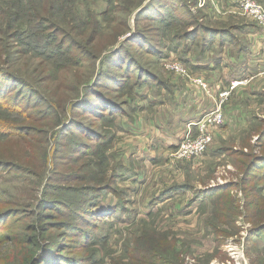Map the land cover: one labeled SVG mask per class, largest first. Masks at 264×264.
<instances>
[{"label":"rangeland","instance_id":"obj_1","mask_svg":"<svg viewBox=\"0 0 264 264\" xmlns=\"http://www.w3.org/2000/svg\"><path fill=\"white\" fill-rule=\"evenodd\" d=\"M256 1L264 8L263 0ZM238 2L31 0L28 6L21 0H0V68L18 81L7 89L3 101L8 103L14 97L20 106L16 110L0 107V121L4 122L0 123V196L11 202L5 207L17 209L18 213V202L39 203L45 189L47 197L56 199L61 192L56 187L62 185L80 187L79 192H86L88 198L86 207H95L96 211L118 205L116 216L94 218L85 214L90 222H81L80 227L86 239L72 238L83 241L82 247L60 229H15V219H5L0 222V237L9 238L0 244V264H19L25 242L37 230L65 236V251L78 255L87 264H135L136 258L147 253H140V249L148 247L151 240L173 249L170 259L175 264H264V231L255 232L261 223L250 216L253 205L244 206L251 199L264 197V169L256 171V178L245 174L253 156L264 153V146L258 143L264 130V44L259 37H250L257 30L264 33V29L238 9ZM164 3L168 7L160 17L156 7ZM148 7L154 9L148 11ZM190 19L242 36L239 44L244 45L243 63L255 67L252 80L247 78L251 80L248 84L245 80L234 88L231 83L218 93L213 109L220 105L224 124L211 128L212 142L202 154L178 158L176 143L150 142L144 151V142L133 140L141 139L148 131L144 128L142 133L139 129L141 116L137 112L145 92L159 90L161 71L174 74L164 66L165 60L179 61L190 77L178 76L209 92L204 80L207 88L195 82L201 77L192 75L188 64L172 57L173 52L181 56L175 34L182 36L184 23ZM9 24L14 28H9ZM26 41L32 42L30 48ZM44 44L49 45L46 51H42ZM115 51L119 53L111 56ZM117 55L118 60L111 64ZM107 65L110 66L106 72L118 73L121 79L126 76L120 89H115L107 74L96 83L98 73ZM249 72L246 67L245 75ZM6 80L9 81L8 76L0 75V89L6 90ZM87 86L100 94L92 91L86 97ZM226 90L229 94L221 101L220 94ZM94 94L107 105L120 103L126 112L113 117L102 109L104 114L96 119L89 115L83 118L86 110L82 105ZM73 118L86 121V128L105 142L102 153L90 155L76 150L68 161L64 159L62 143L66 138L57 133L61 121L69 123ZM127 118L133 120L130 122L135 125L136 135ZM19 127L23 128L21 132H17ZM192 131V135H197L196 128ZM67 132L73 135L69 144H75L79 136L84 138V132L76 128ZM98 139L92 140L95 151ZM241 151L244 156L239 155ZM241 161L246 162V167L240 168ZM230 183L235 185L214 197L195 198L197 190ZM100 185L105 191L94 196ZM219 196H228L238 207L235 226L223 218L229 209L221 213L213 210ZM26 210L22 209L24 219H34L41 228L43 218L30 214L36 208L27 206ZM37 211L41 214L44 210ZM62 218L57 214L53 221ZM36 241L43 243L39 236ZM136 248L138 252H134Z\"/></svg>","mask_w":264,"mask_h":264},{"label":"trees","instance_id":"obj_2","mask_svg":"<svg viewBox=\"0 0 264 264\" xmlns=\"http://www.w3.org/2000/svg\"><path fill=\"white\" fill-rule=\"evenodd\" d=\"M21 1L28 4V6H29V2H31V0H21ZM166 6L167 4L164 3L156 7L158 14H160V17L164 15L163 11ZM148 8H146L148 11H151L154 9V7L149 8V9ZM168 22L169 24L171 23V21H168ZM168 22H166L165 25H169ZM193 22H195V19H190L188 22L184 23L186 26L184 28H186V30L182 36L191 37L194 35L197 36L201 34L202 37L205 38L206 44H213L216 40H219V39L222 40V38H224V36L222 35L227 32V30L224 31L218 28H212L207 25L199 24L197 21L195 22V24ZM190 25L194 27L192 28L191 31H188L187 29ZM9 28L13 29L14 27L12 24H9ZM13 32H16V31H13ZM95 32H97V27L94 29V33ZM180 37H181L180 34H175V38H180ZM92 41H93V37L91 38L90 42ZM25 45L28 48H30L32 46V42L26 41ZM47 46L44 44L42 51H46ZM118 53H119L118 51H115L114 53L111 54V56H114ZM50 55H53V53H50L49 56ZM118 57L119 55L115 57V59L112 61L111 64H114L118 60ZM109 66L107 65V68L105 70L100 71L98 73V78H97L96 83H98V81L102 79L105 74H107L105 76L110 77L111 81H113L114 83L115 89H120L121 86L125 84L126 82L125 80L127 78L126 76L124 77L122 76V79H121V77L119 76L120 74L118 73L114 74L111 70H109V72L111 73L106 72ZM7 74L4 73V70L0 68V75H3L4 78L5 76L6 77L8 76V80H9V81L6 80L7 82H5L6 90L0 89V107H7L10 110H16L20 106H18L17 100L14 97H13L14 99L13 98L9 99L8 103H7V100L3 101V96L5 95L7 89H9L10 87L14 85L13 82L15 83L18 82L17 79L13 78L12 75H10L9 73ZM142 76H145V74H143ZM93 85H96V84L94 83ZM18 86L20 89L23 88L19 83H18ZM92 91H94L93 88L88 87L86 97ZM93 93L100 94L98 93L97 89ZM96 94H94V97H89L88 99H86L87 102L84 105H82V107L86 110V113L83 118H86L89 115L91 119H96V117H100L104 114L101 112L102 109H106L113 117L119 116V114L122 115L123 113L126 112L125 108L123 107V105H120V103L112 102V103H108L107 105L106 104L107 101L103 100L102 97H99ZM15 95H17V93ZM0 123H4V122L0 121ZM85 123L86 121L78 119V118L71 119L69 123L68 121L64 123H62V121L60 122L59 125L62 124V127L58 129L59 131L57 133L58 134L57 136L66 138V139H63V143H62V145H64L63 147L64 159H66V161L70 159L72 152L76 150L82 152V154L90 153V155H95L97 151L102 153V151L105 149L104 146L102 145L105 142L103 141L101 142V140L98 139L99 136L96 135L94 131H91L90 129L86 128ZM71 128H76L77 130L84 132V138H82V136L77 137L78 141L75 142V144H69V140L73 137V135H71V133H68L67 130ZM16 129L18 130L17 132H21L23 130L22 127H19ZM71 131H73V129ZM3 132L5 133L6 131L3 130ZM94 137L98 139L97 141L99 144V145L97 144L98 149H96V151L94 150V145L92 144L93 142L92 140L94 139ZM20 138L26 139L27 137L20 135ZM258 138H259L258 139L259 145L263 147L264 146L263 144L264 143V130L260 133ZM57 139L59 140L60 138L57 137ZM56 150L59 151L60 148H57ZM224 151L227 152V149H224ZM230 153H234V151ZM239 155L244 156L245 153L241 151L239 152ZM244 167H246V162L241 161L240 168H244ZM258 169H261V170L264 169V153L260 156H253V160L250 161V163L247 165V168L245 169V174L250 175L251 178H256L257 175L255 173ZM62 177H66L67 179H69L71 176L70 177L62 176ZM48 185L55 187L54 184H48ZM234 185L235 184L230 183L226 185H220L219 188L217 187L210 188L209 190H204V191L197 190L195 198L203 199L206 197H214L217 194H220L218 192H222L221 190L231 188ZM56 188L61 190V192L58 193L60 195H58L56 199H51L50 197H47V193L45 189L44 193L41 196L42 200H40L39 203L38 202L37 203L23 202V201L18 202L17 205L21 208L19 209L18 213L17 211H15L17 209H11L10 207L6 208L5 206L10 205L11 202L9 201L8 198L5 199V197L0 196V206H1L0 207V222H3L5 219H9L10 217H13L15 219L14 221L15 225H17L15 229H33V230L53 229V228L60 229L59 232H63V235H66L70 241L79 243L81 244L79 247H82L83 241H81L80 239H72V238L76 236L77 237L83 236L86 239L85 232H83V228L80 227L81 222H84V221L90 222L89 219H86L87 216L85 214L90 215L94 218L96 216H104V215H115L116 216L117 215L118 205L117 206L113 205L105 209H102L100 211L94 210L95 207L93 209L86 207L87 206L86 203L88 201V198L85 197L86 192H79L80 187L78 186L62 185L61 187H56ZM106 188L110 189V187H106ZM101 191H105L102 188V185H100L97 189H95L94 196L95 195L98 196ZM72 193L77 194L82 197L78 199L77 197H73ZM261 195H262V190H261ZM48 204H52V207H48V206H51ZM250 205H253L254 207V211L253 213H250V216H252L254 219H257V221L261 223L260 228L257 229V231L255 232L258 233V232L264 231V197L263 195L259 196L258 200L251 199L244 204V206H247V207H250ZM27 206L36 208V210L30 213L32 216L33 214H35L36 218L41 217L45 221L44 223H42L41 228L37 225V223H35L34 219H24L25 211H22V209L26 210ZM223 209H229L230 211V213L225 214L223 218L227 220L228 222H230L232 226H235V221L239 217L240 212L238 210V207L234 206V201L230 199L228 196H224V197L219 196L218 198H215V203L213 204V210L216 213H221ZM37 210L39 211L44 210V211H42L40 214ZM57 214H60V216L63 218L58 222H54L53 219L57 216ZM44 224H46L48 228L47 227L44 228L43 227ZM47 232L46 230H42V231L37 230V233H35V231L31 233L32 234L31 237L25 242V245L23 248V251H25V253L21 261L19 262V264H87L85 261H81L78 258V255H76L77 256L76 257L75 255L70 254L68 251H65L66 245H65V242L62 241L65 236L58 237L57 233L56 234L50 233V235H48ZM252 234L254 235L255 233H252ZM38 236L43 241V243L40 241H36ZM7 238H9V236L0 237V244L3 243L5 239ZM139 242L142 243V241H139ZM134 252H138V249L136 248V251ZM142 252L143 253L147 252V253L140 255L138 258H136L135 264H175L170 259V254L173 253L174 250L164 243L154 244L153 240H151L148 242V247H146L145 249H140V253ZM114 264H125V263H114ZM176 264H182V262L180 263L176 262Z\"/></svg>","mask_w":264,"mask_h":264},{"label":"crops","instance_id":"obj_3","mask_svg":"<svg viewBox=\"0 0 264 264\" xmlns=\"http://www.w3.org/2000/svg\"><path fill=\"white\" fill-rule=\"evenodd\" d=\"M192 27L190 25L187 30L191 31ZM261 32L257 30L256 34L250 35L251 40H257L259 37L264 44V33L262 30ZM222 36H224L222 40H216L213 44H206L201 34L176 38L178 42L175 44L181 56L173 52L172 57L180 58L182 62L188 64L192 75L201 77L208 84L209 92L203 91L200 86L186 77L161 71L159 90L148 89L144 100L142 99L140 111L137 112V115L141 116V120L138 121L139 129L142 133L144 128L148 131L141 139L133 138V140H138V144L143 141L145 146L141 145V147L144 151H147L146 146H149L150 142L163 143V145L176 143L174 145L177 146L190 129V124L197 122L206 112L214 108L215 99L221 90L231 83L242 82L252 77L255 67L243 63L244 45L239 44L242 36L236 33L231 35L228 31ZM161 57L166 56L161 55ZM246 67L250 71V75L247 76ZM250 79L246 80L247 84L252 80ZM239 90L238 88L236 92ZM225 114L228 116L227 112ZM130 121L133 120L127 118L136 135L135 125Z\"/></svg>","mask_w":264,"mask_h":264},{"label":"built area","instance_id":"obj_4","mask_svg":"<svg viewBox=\"0 0 264 264\" xmlns=\"http://www.w3.org/2000/svg\"><path fill=\"white\" fill-rule=\"evenodd\" d=\"M238 9L245 15L255 20L264 29V8L256 0H239ZM164 66L166 69L174 72L175 75L190 77L188 71L179 61L165 60ZM195 82L203 88H207V84L203 79H195ZM241 82V81H240ZM234 82L231 88H234L239 83ZM229 91H224L220 94V100L227 98ZM224 124V117L221 113L220 105L205 113L197 122L190 124V129L187 135L177 145L175 155L178 158H190L202 154L209 144L212 142L213 126H221ZM192 128L197 129V135L194 134Z\"/></svg>","mask_w":264,"mask_h":264}]
</instances>
